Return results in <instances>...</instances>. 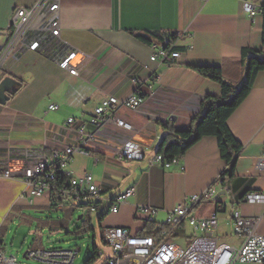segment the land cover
Wrapping results in <instances>:
<instances>
[{"label": "crops", "instance_id": "crops-1", "mask_svg": "<svg viewBox=\"0 0 264 264\" xmlns=\"http://www.w3.org/2000/svg\"><path fill=\"white\" fill-rule=\"evenodd\" d=\"M37 1L0 0V42L5 40L14 9ZM58 16L60 38L43 51L24 53L10 66L8 75L22 82V87L6 104H0V172L9 169L20 175L28 165L50 156L54 149L69 143L64 128L68 118L92 113L108 95L128 97L138 80L145 98L143 109H123L121 113L139 132L136 140L151 146L145 157L120 162L101 152L77 154L68 169L78 177L93 174L104 190L106 202L97 214V219L105 214L100 223L103 230L127 227L142 232L161 227L169 210L215 183L226 162L217 138L204 136L170 167L153 164L155 155L147 153L157 149L163 123L150 121L151 115L173 111L178 103L200 104L202 108L207 96H221V85L194 67H221L225 80L241 83L245 78L243 50L260 51L263 47L264 12L251 18L239 0H60ZM136 33L150 42L138 39ZM170 34H176L175 51L180 57L173 64L152 61L153 45L161 46ZM65 46L81 53L75 62L78 75L58 64V53ZM150 93L157 98L150 99ZM51 105L57 108L50 109ZM172 116L176 120L170 123L176 129L188 128L193 119L187 112ZM228 126L242 145L235 175L225 182V193L200 204L195 215L206 217L218 210L214 234L219 243L240 247L243 237L234 234L231 225L234 211L244 217L264 212L263 204L242 201L246 192H264V70L229 117ZM129 189L133 193L119 204V211L108 212L109 201ZM28 190L23 180L0 176V226L27 207L39 210L51 206L48 193L31 201L23 196ZM143 206L159 209L153 224L140 211ZM189 229L179 231L184 239L193 234ZM257 232L264 234V219Z\"/></svg>", "mask_w": 264, "mask_h": 264}, {"label": "built area", "instance_id": "built-area-1", "mask_svg": "<svg viewBox=\"0 0 264 264\" xmlns=\"http://www.w3.org/2000/svg\"><path fill=\"white\" fill-rule=\"evenodd\" d=\"M206 2L208 0H199ZM245 12L251 18L262 12L264 0H239ZM60 0H38L30 7H17L7 28L5 40L0 42V82L8 75L11 64L28 51H43L53 39L60 38L61 25L58 16ZM150 59L173 64L180 57L175 51V40L166 36L161 46L153 45ZM59 57V66L71 75H78L75 62L81 57L79 50L65 46ZM136 89L128 97L118 99L108 95L88 115L70 117L64 128L69 143L54 149L50 156L28 165L22 174L14 175L9 169L0 172L1 177L21 179L29 187L24 197L31 199L48 193L50 202L61 205L64 201L86 206L90 212L99 214L106 198L91 173L75 176L68 169L72 158L77 155L88 156L101 152L117 161H134L145 157L151 146L137 141L139 132L122 116L123 109L140 112L145 98L141 82L136 80ZM156 99L155 93L149 94ZM166 103L164 99H158ZM177 108L166 113H153L152 122L169 123L172 115L187 112L194 117L201 113V105L187 103L176 104ZM175 105V106H176ZM50 109H56L51 105ZM264 153V141L262 143ZM180 159L166 161L156 154L153 164H162L168 168ZM59 179L62 182H59ZM221 186V189L219 188ZM223 179L217 178L204 192L191 195L188 201L181 202L167 212L165 224L161 227L142 232H133L127 227H106L103 239L110 245L113 256L107 264H264V234L257 232L264 219V212L255 217H244L235 210L231 217L234 234L243 237L240 247L221 244L214 234L218 228V210L209 216L195 215V209L204 202L214 201L221 191H226ZM133 193L132 189L109 201L108 212L117 213L119 204ZM242 201L264 205V192H246ZM108 202V201H107ZM140 211L147 216V222L153 224L159 209L143 206ZM189 226L193 230L191 237L184 243L176 240L178 232ZM190 241V242H189ZM75 250H47L27 252L28 258L51 264H73L77 258ZM0 264H21L15 255L7 254L0 237Z\"/></svg>", "mask_w": 264, "mask_h": 264}, {"label": "rangeland", "instance_id": "rangeland-1", "mask_svg": "<svg viewBox=\"0 0 264 264\" xmlns=\"http://www.w3.org/2000/svg\"><path fill=\"white\" fill-rule=\"evenodd\" d=\"M243 81L235 87L239 88ZM155 153L156 148H153L147 155ZM186 227L190 231V227ZM183 236L178 232L176 237L181 244ZM0 237L6 253L15 255L21 264H51L24 257L30 251L75 250L78 255L73 264H85L94 256L95 246L99 255L92 264H107L113 256L110 245L103 239L97 214L86 206L79 207L68 201L39 210L27 207L19 215H10L3 227L0 226Z\"/></svg>", "mask_w": 264, "mask_h": 264}, {"label": "trees", "instance_id": "trees-1", "mask_svg": "<svg viewBox=\"0 0 264 264\" xmlns=\"http://www.w3.org/2000/svg\"><path fill=\"white\" fill-rule=\"evenodd\" d=\"M262 12H264V4L262 5ZM135 36L147 43L150 42L145 35L136 33ZM170 36L172 39H176V34H170ZM262 43L263 47L260 51L243 50L242 58L245 62V78L239 88L224 79L221 67H194L202 75L221 85V96H207L202 101L203 112L194 116L190 126L186 129H176L170 122L162 124L163 133L158 143L156 154L162 155L166 161L181 159L186 151L201 138L204 136H215L218 140L221 157L226 162V167L220 176L224 184L234 177L242 145L232 134L228 126V119L251 92L259 72L264 70V23ZM59 182H62V180L59 179ZM51 206L57 207L58 205L52 203ZM104 215L103 213L98 217L99 224ZM98 255V249L95 246L94 256L88 258L85 264H92Z\"/></svg>", "mask_w": 264, "mask_h": 264}, {"label": "water", "instance_id": "water-1", "mask_svg": "<svg viewBox=\"0 0 264 264\" xmlns=\"http://www.w3.org/2000/svg\"><path fill=\"white\" fill-rule=\"evenodd\" d=\"M22 87V83L16 80L14 77L6 75L2 81L0 82V104H6L11 96H13L20 88ZM172 121H175V116L171 117ZM225 191H221L219 195L224 194ZM80 216L79 218H81ZM24 257H27V252L24 254Z\"/></svg>", "mask_w": 264, "mask_h": 264}, {"label": "bare ground", "instance_id": "bare-ground-1", "mask_svg": "<svg viewBox=\"0 0 264 264\" xmlns=\"http://www.w3.org/2000/svg\"><path fill=\"white\" fill-rule=\"evenodd\" d=\"M156 155V154H155Z\"/></svg>", "mask_w": 264, "mask_h": 264}]
</instances>
